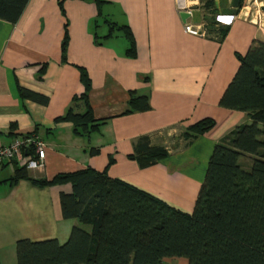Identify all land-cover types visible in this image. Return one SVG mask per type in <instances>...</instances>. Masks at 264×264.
Returning <instances> with one entry per match:
<instances>
[{
    "label": "crops",
    "instance_id": "1",
    "mask_svg": "<svg viewBox=\"0 0 264 264\" xmlns=\"http://www.w3.org/2000/svg\"><path fill=\"white\" fill-rule=\"evenodd\" d=\"M231 1L216 0V16L225 17L208 29L210 11L191 0H30L16 22L0 19V144L35 133L47 144L46 158L42 169L28 170L31 177L107 169L111 177L192 212L215 144L251 121L247 112L220 101L240 66L236 53L246 54L255 38L264 41V16L257 21L245 16L246 8L244 16L233 12ZM186 22H205L207 35L188 33ZM123 26L133 33L134 55ZM83 70L94 117L105 122L89 135L76 134L74 122L64 119L70 109L86 110L78 99L86 90ZM133 95H148L151 108L128 112ZM204 118H213L215 126L190 141L185 132ZM152 147L168 155L147 165L142 156ZM20 166L12 161L0 168L1 264H17L18 241L63 243L79 224L62 212L60 195L71 192V184H12Z\"/></svg>",
    "mask_w": 264,
    "mask_h": 264
},
{
    "label": "trees",
    "instance_id": "2",
    "mask_svg": "<svg viewBox=\"0 0 264 264\" xmlns=\"http://www.w3.org/2000/svg\"><path fill=\"white\" fill-rule=\"evenodd\" d=\"M29 1L0 0V19L16 22ZM244 1L233 12L238 13ZM202 2L210 11L209 19L205 18L209 29L217 23L216 0ZM122 29L130 41L128 52L134 55L133 33L127 26ZM227 30H221L222 36ZM67 43L66 33L63 58ZM236 55L240 66L220 105L247 112L251 121L238 125L215 144L192 212L111 177L107 169L86 167L37 179L20 166L11 177L12 184L20 179L38 186L71 184V192L60 195L62 212L64 218L79 224L63 243L58 239L18 241L17 264H163L173 257H184L188 264H264V41L255 38L246 54ZM82 80L86 90L78 99L84 101L86 110L70 109L64 119L74 122L76 134L89 135L105 122L94 117L88 98L91 82L85 70ZM23 94L48 101L45 95L29 90ZM150 108L148 95H133L128 112ZM215 124L213 118H204L191 125L185 137L191 141ZM166 155L164 148L152 147L142 157L148 165ZM245 157L250 158L248 166Z\"/></svg>",
    "mask_w": 264,
    "mask_h": 264
},
{
    "label": "built area",
    "instance_id": "3",
    "mask_svg": "<svg viewBox=\"0 0 264 264\" xmlns=\"http://www.w3.org/2000/svg\"><path fill=\"white\" fill-rule=\"evenodd\" d=\"M193 5L203 4L202 0H191ZM243 9V7H242ZM185 30L196 36L207 35L206 23L203 26L185 24ZM45 141L37 134L13 139L8 144H0V168L6 162L17 161L26 169H42L46 158Z\"/></svg>",
    "mask_w": 264,
    "mask_h": 264
},
{
    "label": "rangeland",
    "instance_id": "4",
    "mask_svg": "<svg viewBox=\"0 0 264 264\" xmlns=\"http://www.w3.org/2000/svg\"><path fill=\"white\" fill-rule=\"evenodd\" d=\"M262 5H264V0H245L242 7L243 9L246 8L245 10L247 15H245L246 17H249L250 19H254L257 21L260 19L263 20V16H264V10L262 9ZM242 8L239 10L238 13L244 14V10ZM244 16V15H242ZM224 15L219 14L217 16H215V20L216 22H221L224 19ZM244 159H241V162L244 164ZM76 220V219H75ZM85 228L88 227L91 228L90 226H84ZM71 233V232H70ZM163 264H188V260L184 257H173V258H166L163 261Z\"/></svg>",
    "mask_w": 264,
    "mask_h": 264
},
{
    "label": "water",
    "instance_id": "5",
    "mask_svg": "<svg viewBox=\"0 0 264 264\" xmlns=\"http://www.w3.org/2000/svg\"><path fill=\"white\" fill-rule=\"evenodd\" d=\"M240 1H241V0H232V1H231V4H232V6H233L234 8H239ZM262 9L264 10V5H262ZM188 16H189V13H187V12H183V14H182V18H183V19H186Z\"/></svg>",
    "mask_w": 264,
    "mask_h": 264
},
{
    "label": "bare ground",
    "instance_id": "6",
    "mask_svg": "<svg viewBox=\"0 0 264 264\" xmlns=\"http://www.w3.org/2000/svg\"><path fill=\"white\" fill-rule=\"evenodd\" d=\"M28 170V169H27Z\"/></svg>",
    "mask_w": 264,
    "mask_h": 264
}]
</instances>
